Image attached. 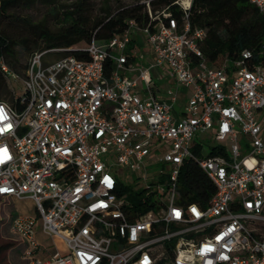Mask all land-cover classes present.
<instances>
[{"label": "built area", "instance_id": "1", "mask_svg": "<svg viewBox=\"0 0 264 264\" xmlns=\"http://www.w3.org/2000/svg\"><path fill=\"white\" fill-rule=\"evenodd\" d=\"M251 2L264 13V0ZM192 3L175 2L180 25L148 1L153 29L129 20L122 35L82 49L85 59L35 53L23 77L1 59L23 94L0 100V197L33 202L35 214L11 221L29 264H264V58L252 63L246 50L211 66ZM137 33L147 67L130 61ZM165 65L176 88L160 98L152 73ZM187 162L216 188L206 207L179 203ZM120 170L137 173L138 187L127 191ZM39 229L63 247L41 243Z\"/></svg>", "mask_w": 264, "mask_h": 264}, {"label": "trees", "instance_id": "2", "mask_svg": "<svg viewBox=\"0 0 264 264\" xmlns=\"http://www.w3.org/2000/svg\"><path fill=\"white\" fill-rule=\"evenodd\" d=\"M152 12L167 8L172 17L183 23L184 11L175 2L177 0H149ZM42 3L49 9L53 24L43 19L36 25V37H24L16 40L4 33L1 26L4 18L13 17L10 10L18 6L30 7ZM135 20L141 27L153 29L146 3L133 2L123 4L121 0H2L0 5V61L10 57L17 61L16 47H22L27 54H35L51 49H72L51 54H59L60 58L75 56L87 58L82 50L93 40L104 44L116 36L122 35L128 21ZM189 21L192 29H204L205 40L201 49L211 66L221 67L225 61L234 62L241 58L246 50L253 53L252 63L264 58V13L251 0H193L189 10ZM134 43L132 44V49ZM80 49V50H78ZM132 57L130 61H135ZM29 64V63H28ZM13 68V63H9ZM24 74L20 76H24ZM10 68V69H11ZM112 62H106V74L109 75ZM12 70V69H11ZM14 72V71H13ZM12 92V91H11ZM8 89L7 79L0 67V100L9 99L15 104L16 96ZM181 191L183 198L180 204L198 203L206 207L216 192V188L205 173L194 163L187 162L181 173ZM10 201L5 197H0ZM141 204V194L136 195ZM17 216L8 217L10 222ZM12 233V232H11ZM13 234V233H12ZM14 235V234H13ZM13 244L0 246V255L11 250L20 256L23 264H29L24 258L26 243L18 236ZM8 258L3 257L2 264Z\"/></svg>", "mask_w": 264, "mask_h": 264}, {"label": "rangeland", "instance_id": "3", "mask_svg": "<svg viewBox=\"0 0 264 264\" xmlns=\"http://www.w3.org/2000/svg\"><path fill=\"white\" fill-rule=\"evenodd\" d=\"M148 1L149 0H121V3H147ZM9 14L13 17L4 18V25L1 26V28L4 29L5 34L16 40L22 39L24 37H36L35 32H37V29L35 27L45 18L48 19L49 26H52L53 24V17L50 15L48 7L42 3H37L30 7L18 6L14 9H11ZM138 51L139 49L134 51L136 61H139L140 57V53H138ZM16 53L18 62L12 60L10 57H5L4 63L9 68H11L9 63H13V68H11L12 71L23 75L26 66L34 54H27L20 46L16 47ZM60 56L61 55L59 54H49L45 58L49 61H53L57 58H60ZM166 76L165 79L163 78L159 84L169 89L171 88L169 86L172 85L171 82H173V80L169 72L166 73ZM7 85L10 92L14 91L16 93V97H19L23 94V83L21 80L16 81L14 77H12L9 81L7 80ZM12 93L13 92H11V94ZM6 101L10 103L9 99H6ZM206 152H209L208 147ZM156 166H158V164L151 163L149 167L153 168ZM117 176L122 181L127 191H130L132 188H137L140 182L137 173H132L129 170L126 172H124V170H120L118 171ZM21 213L29 215L35 214L33 202L29 200H15L10 202L0 198V246L13 244V240H16V237L11 233L10 222L7 221V219L8 217H12L13 215H18ZM40 240L46 241L48 243H56L58 246H62L63 244L59 238L45 239L44 236H40ZM14 251L15 250L13 249L8 252V254L0 255V264H2L3 257L5 256L8 258L6 264H23L20 256H17Z\"/></svg>", "mask_w": 264, "mask_h": 264}, {"label": "crops", "instance_id": "4", "mask_svg": "<svg viewBox=\"0 0 264 264\" xmlns=\"http://www.w3.org/2000/svg\"><path fill=\"white\" fill-rule=\"evenodd\" d=\"M134 47L135 48L133 49V51L139 49L138 53H140L139 61H136V60L134 61L135 66L147 67L150 60H151V55H149L150 46L148 45V43H146L143 40V38L139 35V33H137V35H136ZM140 51H142V52H140ZM165 66H163L159 70H156L152 73V79H153L154 84H155V89H156V92L160 98H166L168 92L171 90H174L176 88V83H175V80L173 78H172L173 82H171L172 85L169 86L171 88H169V89L166 88L165 86L159 84L163 78L165 79L166 73L168 72V69ZM131 75H135V73H132ZM192 94H193V87L184 88L180 91L178 101H177V105H176L177 112L180 116H183L185 108L187 106V101L192 96ZM40 236H44L45 239H49L39 229V232H38L39 241L41 243H43L44 245H47V246L53 244V243H48L46 241L40 240ZM60 247H63V245Z\"/></svg>", "mask_w": 264, "mask_h": 264}]
</instances>
